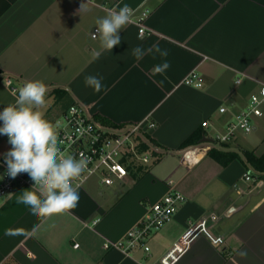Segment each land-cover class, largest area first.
<instances>
[{
  "label": "crops",
  "instance_id": "0c3cea01",
  "mask_svg": "<svg viewBox=\"0 0 264 264\" xmlns=\"http://www.w3.org/2000/svg\"><path fill=\"white\" fill-rule=\"evenodd\" d=\"M82 3L87 10L79 14ZM124 5L150 9V32L140 36L138 26L129 23L119 32L120 44L93 61L92 51L101 50L99 39L92 38L96 19ZM153 44L169 52L164 76L154 75L153 68L165 58L146 55L137 61L132 55L134 47ZM193 70L204 78L201 88L183 83ZM0 71L17 90L40 80L48 88L46 98L68 91L56 100L67 101L61 113L73 100L114 123L150 116L157 124L152 137L166 150L126 182H87L76 208L43 222L17 203L31 187L16 188L0 199V264H151L203 218L224 243L214 246L200 236L177 264H264V186L248 192L253 185L242 180L246 170L238 159L224 167L208 154L191 158L180 148L205 119L222 129L230 115L220 108L241 110L264 83V0H0ZM89 75L101 77L104 90L86 86ZM13 93L0 83V111L14 103ZM261 127L264 108L253 132ZM243 145L264 153L259 134ZM11 147L0 135V158ZM238 186L248 191L238 193ZM172 188L187 201L150 239V253L104 249L105 241L121 238Z\"/></svg>",
  "mask_w": 264,
  "mask_h": 264
},
{
  "label": "built area",
  "instance_id": "2783aa9c",
  "mask_svg": "<svg viewBox=\"0 0 264 264\" xmlns=\"http://www.w3.org/2000/svg\"><path fill=\"white\" fill-rule=\"evenodd\" d=\"M132 10V22L138 26V33L144 36L150 32L146 25L151 11L146 6ZM96 33V28L94 33ZM4 82L13 91V81L5 78ZM241 79L237 80L240 83ZM183 83L194 88L204 85L203 76L193 70L184 77ZM264 108V83L258 90L253 92L247 105L241 110H232L230 107L222 106L221 114H229L230 119L222 129H217L213 122L205 119L201 127L205 130L204 138L198 144L184 148L188 157L195 158L196 154L206 155L213 147H220L224 143L234 142L240 134H250L256 128V118L263 115ZM57 134V143L65 156H74L77 159L81 154L89 158L85 172L74 182L79 189L91 180H97L104 186H112L117 182H126L132 172L140 168H147L160 159L166 150L151 141L152 132L157 127L156 122L150 117L132 123H110L90 113L83 105L73 103L67 106L54 124ZM211 132H208L211 130ZM208 138V139H206ZM1 156L2 174L0 179V199L12 193L21 186L33 187L34 182L27 173H21L16 178L7 175V165ZM188 166L189 161L185 160ZM244 182L252 184L248 192L257 187L264 186V178H259L252 172L244 173ZM253 188V189H252ZM78 189V190H79ZM240 186L238 193L247 192ZM187 201L184 193L172 188L161 199L151 204L146 213L118 240H107L103 247L106 251L117 249L125 255H130L136 249L142 248L144 252L150 253V239L158 233L172 219L178 208ZM210 218L215 220L217 216L211 214ZM200 236H205L214 246H221L224 237L215 234L209 224L208 218H203L191 224L189 229L177 240H175L166 252L151 264H177L187 253L192 243ZM78 247V244L76 245Z\"/></svg>",
  "mask_w": 264,
  "mask_h": 264
},
{
  "label": "clouds",
  "instance_id": "9594fccd",
  "mask_svg": "<svg viewBox=\"0 0 264 264\" xmlns=\"http://www.w3.org/2000/svg\"><path fill=\"white\" fill-rule=\"evenodd\" d=\"M86 10L87 3H82L78 12L80 14ZM131 18V8L124 5L96 19L99 37L92 34V38L99 39L101 50L92 51L93 61L100 58L102 51H111L120 44L119 32L132 22ZM157 54L165 59L154 66L153 74L164 76L171 66L166 59L169 55L167 49H161L159 44L147 48L138 45L132 49L137 61L146 55L155 58ZM84 82L97 93L105 88L101 77L89 75ZM154 83L163 85V81ZM47 91L46 84L40 80L26 81L14 91V103L0 111V135H6L12 146L4 156L7 175L14 179L21 173H27L34 182L33 187L22 191L17 203L27 206L41 222L77 207L79 185L74 186V182L85 172L89 163V158L83 154L79 159L65 156L58 147L56 131L40 110L45 106Z\"/></svg>",
  "mask_w": 264,
  "mask_h": 264
},
{
  "label": "trees",
  "instance_id": "16d2710c",
  "mask_svg": "<svg viewBox=\"0 0 264 264\" xmlns=\"http://www.w3.org/2000/svg\"><path fill=\"white\" fill-rule=\"evenodd\" d=\"M5 79V75L0 71V83L3 82ZM60 93L56 94V100L62 99V97L68 95V91L66 90H59ZM75 103L71 100L67 106ZM96 117L104 120L106 122L113 123L109 119L101 116L100 114H95ZM205 130L200 127L192 132L180 145V148H184L190 145L198 144L204 138ZM151 141L155 143V139L151 138ZM156 144V143H155ZM229 143L222 144L221 147L215 146L209 152L208 155L216 160L222 166H228L232 161L238 159L244 165L245 170L248 172H252L259 178H264V153L261 155H257L254 150L251 149H244L241 153L236 150L226 149L224 146H228ZM141 170H147V168H140ZM135 172V171H134Z\"/></svg>",
  "mask_w": 264,
  "mask_h": 264
},
{
  "label": "rangeland",
  "instance_id": "374dc122",
  "mask_svg": "<svg viewBox=\"0 0 264 264\" xmlns=\"http://www.w3.org/2000/svg\"><path fill=\"white\" fill-rule=\"evenodd\" d=\"M45 99H46L45 106L42 109H40V110L44 113V116L46 117V119L50 123H52L53 127H55L54 124H55L56 120L61 115V108L64 107L63 105L66 104L67 101H65L64 103H61V102L56 103L57 101H56V96L55 95L52 96V97H49V98H45ZM53 105H54V108L51 110V106L53 107ZM255 123H256V120H255ZM257 124H258V120H257ZM0 126H2V122H0ZM258 134H259L260 137H264V130L262 129V127L259 128V131H257L256 133L252 132L250 134H240V136H238V137H240V139H239L240 142L237 145L234 144L235 146L232 144L231 146H229V148L230 147H232L231 149L235 148L238 151H240L241 153H243L242 151L244 149H246L244 147V145H243V142L245 141V143L247 142V144H248V141H254V139L258 140ZM176 156H177V158H179L181 156V154H178Z\"/></svg>",
  "mask_w": 264,
  "mask_h": 264
},
{
  "label": "water",
  "instance_id": "95a60500",
  "mask_svg": "<svg viewBox=\"0 0 264 264\" xmlns=\"http://www.w3.org/2000/svg\"><path fill=\"white\" fill-rule=\"evenodd\" d=\"M206 139H208V138H206Z\"/></svg>",
  "mask_w": 264,
  "mask_h": 264
}]
</instances>
